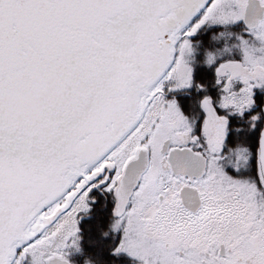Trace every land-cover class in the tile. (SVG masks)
<instances>
[{"label":"snow or ice","instance_id":"obj_1","mask_svg":"<svg viewBox=\"0 0 264 264\" xmlns=\"http://www.w3.org/2000/svg\"><path fill=\"white\" fill-rule=\"evenodd\" d=\"M0 264H264V0H0Z\"/></svg>","mask_w":264,"mask_h":264}]
</instances>
